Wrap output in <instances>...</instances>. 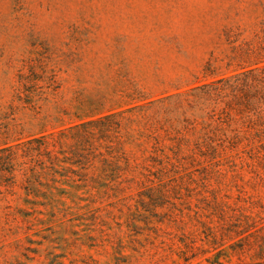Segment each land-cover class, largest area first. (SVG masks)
<instances>
[{
    "label": "rangeland",
    "instance_id": "374dc122",
    "mask_svg": "<svg viewBox=\"0 0 264 264\" xmlns=\"http://www.w3.org/2000/svg\"><path fill=\"white\" fill-rule=\"evenodd\" d=\"M263 43L264 0H0L10 140L113 109L127 153L140 159L156 137L186 158L153 182L130 161L129 184L98 190L38 168L26 181L19 159L0 177V264H263L264 140L200 157L186 129L198 86L240 72Z\"/></svg>",
    "mask_w": 264,
    "mask_h": 264
},
{
    "label": "trees",
    "instance_id": "16d2710c",
    "mask_svg": "<svg viewBox=\"0 0 264 264\" xmlns=\"http://www.w3.org/2000/svg\"><path fill=\"white\" fill-rule=\"evenodd\" d=\"M243 63L246 65L240 67V72L216 77L198 86V94L189 103V108L198 114L187 122L186 129L197 132L193 145L200 157L208 156V151L214 153L217 149L234 148L242 142L261 143L264 140V43L246 56ZM214 74L208 67L205 77ZM26 79L20 76L21 82ZM27 102L35 109L32 99ZM116 113L110 109L88 117L76 116L77 121L67 126L44 130L24 139L10 140L7 129L0 131V177L7 179L11 175L13 179L16 162L22 159L18 166L22 167L26 181L27 172L36 175L38 168L42 175L51 176L53 181H57L58 175L59 181L79 182V188L98 190L110 187V183L114 188L129 184L133 178L120 175V171L129 169L130 161L134 167L142 166L148 172L143 173V177L153 182L150 177L156 176L155 168L162 171L168 165L175 167L186 159L179 156L181 145L173 157L165 154L156 137H152L154 143L149 150L139 149L140 159L127 153L123 142L114 144L111 140L113 124L120 126L119 122H112ZM96 160L99 166L94 165ZM157 166H161L160 169ZM112 172L118 175L108 180ZM257 257L264 259V242L259 246Z\"/></svg>",
    "mask_w": 264,
    "mask_h": 264
}]
</instances>
